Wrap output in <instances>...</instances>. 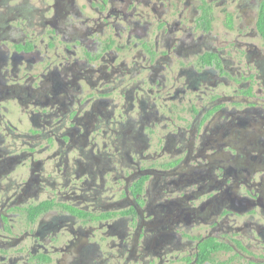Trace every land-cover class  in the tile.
Listing matches in <instances>:
<instances>
[{
	"label": "flooded vegetation",
	"instance_id": "flooded-vegetation-1",
	"mask_svg": "<svg viewBox=\"0 0 264 264\" xmlns=\"http://www.w3.org/2000/svg\"><path fill=\"white\" fill-rule=\"evenodd\" d=\"M264 0H0V264H264Z\"/></svg>",
	"mask_w": 264,
	"mask_h": 264
},
{
	"label": "trees",
	"instance_id": "trees-1",
	"mask_svg": "<svg viewBox=\"0 0 264 264\" xmlns=\"http://www.w3.org/2000/svg\"><path fill=\"white\" fill-rule=\"evenodd\" d=\"M263 20H264V16H263Z\"/></svg>",
	"mask_w": 264,
	"mask_h": 264
}]
</instances>
